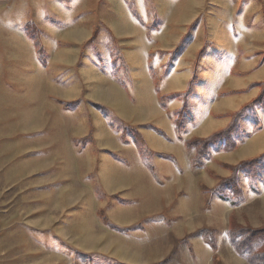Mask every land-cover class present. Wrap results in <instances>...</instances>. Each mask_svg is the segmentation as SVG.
Wrapping results in <instances>:
<instances>
[{"label": "rangeland", "instance_id": "1", "mask_svg": "<svg viewBox=\"0 0 264 264\" xmlns=\"http://www.w3.org/2000/svg\"><path fill=\"white\" fill-rule=\"evenodd\" d=\"M30 25L40 31L47 67L26 34ZM203 47L180 141L175 111L159 103L170 95L163 78L177 64L192 77ZM242 57L256 62L253 73L264 64V0H0V264H247L230 243L229 224L264 227V169L256 181L239 175L245 201L236 207L204 188L231 175L223 165L264 154L244 156L264 132V105L252 106L260 88L245 105L241 149L212 148L195 169L185 147L213 125L210 136L224 130L239 111L228 105L237 95H228V71ZM115 118L139 129L157 153V177L132 137L121 142ZM91 130L94 142L82 147ZM101 210L120 229L104 225ZM206 230L217 233L216 253Z\"/></svg>", "mask_w": 264, "mask_h": 264}, {"label": "trees", "instance_id": "2", "mask_svg": "<svg viewBox=\"0 0 264 264\" xmlns=\"http://www.w3.org/2000/svg\"><path fill=\"white\" fill-rule=\"evenodd\" d=\"M135 15V12H134ZM136 16V15H135ZM198 21V20H197ZM195 21L192 25H190L187 34L180 41L174 53H180V49L183 45L184 40L189 36L190 30L197 23ZM27 36L35 42V46L37 48L38 59L47 67V57L45 54V49L41 43L40 31L33 25L27 27L26 30ZM97 31L94 32L93 37L88 43H91L96 38ZM206 54V49L203 47L196 58L195 61V69L193 76L188 84V88L186 91L182 93H174L167 96H162L159 98V103L165 111L168 112V103L173 100H179L182 103V107L179 111L175 112L174 115L170 114V118L173 119L176 133L178 135V140L183 141L181 134L186 131V119L190 117V99L196 93L195 86L199 83V79L197 76V66L200 63L201 58ZM153 55H151L152 57ZM124 62H126L124 60ZM151 73L152 69H151ZM167 73V72H166ZM154 76V75H153ZM154 81L160 82L159 79L154 77ZM251 88H260V94L253 102L252 106L264 105V82L256 83L251 85ZM236 94L234 92L229 93L228 95ZM227 95V94H226ZM79 101L72 102L71 105H77ZM69 107V106H67ZM249 106H245L243 109L239 110L236 113L231 115V122L224 130H221L208 138L199 139L194 138L190 141L185 142L186 150L189 152H194V157L192 159V167L197 169H202L205 166V161L209 160L212 157V148H220V150L224 153H231L238 149L240 142L243 141L245 136L243 132V121L248 116L247 110ZM254 112V111H253ZM257 116V113L254 112V117ZM115 122L120 124V127L117 128L118 132H120V140L125 144H129V138L132 137L134 144L139 149V153L141 159L146 167L150 170L154 177H157L156 168L154 167L153 160L156 158L157 153L153 151L149 145L147 144L145 138L141 134L140 130L126 125L120 119L115 118ZM154 130L164 136L166 139V135L162 133L159 129L154 128ZM94 142L93 132L90 131L89 135L80 140V144L82 147L87 146L88 144H92ZM236 142V143H234ZM107 154L116 158L119 161H124L121 158L113 155L111 152H107ZM173 158V157H167ZM224 169H227L231 172V175L228 178H218V184L213 189L204 188V191L212 196H216L223 201L228 202L232 207H236L245 201V192L241 188L239 183V175L243 173L246 175L248 179L251 181H256L261 178L260 170L264 169V154L260 157H257L252 160L241 162L236 166L223 165ZM97 193L100 195V190L97 188ZM101 198V195H100ZM102 198H107L102 197ZM111 200H118L122 202V200L117 196L108 197ZM99 217L102 220V223L106 226L120 229L119 227L113 225L109 218L106 215L105 210H101L99 212ZM216 231L214 230H206L203 234L204 242L210 246L213 252L218 251V243L216 238ZM229 239L232 247L234 248L236 254L245 259L247 264H264V227L262 228H253L249 225H242L238 223L234 218L230 219L229 224ZM187 246L190 248V251L193 255L192 246L189 241L186 242ZM217 259H214V263L216 264Z\"/></svg>", "mask_w": 264, "mask_h": 264}, {"label": "crops", "instance_id": "3", "mask_svg": "<svg viewBox=\"0 0 264 264\" xmlns=\"http://www.w3.org/2000/svg\"><path fill=\"white\" fill-rule=\"evenodd\" d=\"M235 54V57L234 55ZM236 56H239V50H237L235 53L232 52V58L233 60H235V58H238ZM147 60V59H146ZM242 61V62H241ZM240 62L234 61L231 63V65L233 66V68L229 69V82L232 84V87L230 86L229 90L227 92H234L237 95L236 96H232V100L229 99L228 101V105L231 107V111L236 112L238 110H240L243 106L249 104L252 101V96H256L255 94L258 95V91L255 92V94L252 95V90H251V85L256 84V83H260L263 81L264 79V71H261L262 68H264V64L263 66H258V69L253 73L252 71V67L254 68L257 67L256 66V62L254 63V65H250V63L248 61H246L243 57L241 59ZM128 63V61H127ZM142 65H144V72L142 74L145 73V76L148 77L149 69H147L148 63L144 60V62H141ZM177 68L175 67L174 70H172L170 73H168L164 78H163V86L167 85L169 87L167 93H182L184 91L187 90L188 88V84L191 77V71L189 70H184L182 73L180 71H178L177 69L180 70L181 66L179 64H177ZM234 67H237L236 69H234ZM151 79L152 76L150 75ZM134 87H136V90L139 89L138 83L136 85H134ZM201 90V86L200 89L198 90V92ZM255 90V89H254ZM253 90V91H254ZM257 90V89H256ZM255 90V91H256ZM153 97V94H150ZM154 102H157L156 98L153 97ZM180 105H182V103L180 101H173V102H169L168 103V108H172V111L177 112L178 110H180ZM164 113V112H163ZM193 116V115H192ZM187 126V125H186ZM217 125H213V127L208 129V132L205 135H201L200 137L206 138L208 136H210V134H212L211 132L217 131ZM172 127H170L171 129ZM187 128V127H186ZM187 130V129H186ZM260 135V136H259ZM258 137L255 136L252 139H250L247 143L246 146L250 147L249 145L252 144L253 142H256L255 145H253L252 147H250L251 150H246L244 152V156H249V154H251L252 152L254 153H260L263 152L264 150V143L261 142L264 140V132H262L261 134H259ZM246 139V138H245ZM259 139V141H258ZM243 144V143H242ZM239 145L238 149H241V145ZM241 147V148H240ZM246 149V148H244ZM247 152H250L249 154ZM254 228H257L255 226H253ZM202 249V247L200 248ZM203 252V249H202ZM199 257L202 255V259L203 261L205 260L206 263H209V255L205 252H203L202 254L199 252Z\"/></svg>", "mask_w": 264, "mask_h": 264}, {"label": "snow or ice", "instance_id": "4", "mask_svg": "<svg viewBox=\"0 0 264 264\" xmlns=\"http://www.w3.org/2000/svg\"><path fill=\"white\" fill-rule=\"evenodd\" d=\"M193 117H194V118L197 117V110H195V109L193 110ZM191 124H192V121H189V122H188V126L190 127ZM234 143H236V142H234Z\"/></svg>", "mask_w": 264, "mask_h": 264}]
</instances>
